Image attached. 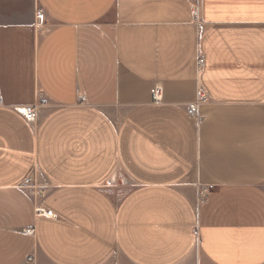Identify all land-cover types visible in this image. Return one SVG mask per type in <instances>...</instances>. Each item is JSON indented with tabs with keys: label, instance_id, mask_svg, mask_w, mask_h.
I'll list each match as a JSON object with an SVG mask.
<instances>
[{
	"label": "crops",
	"instance_id": "1",
	"mask_svg": "<svg viewBox=\"0 0 264 264\" xmlns=\"http://www.w3.org/2000/svg\"><path fill=\"white\" fill-rule=\"evenodd\" d=\"M0 98V264H264V0H0Z\"/></svg>",
	"mask_w": 264,
	"mask_h": 264
},
{
	"label": "built area",
	"instance_id": "2",
	"mask_svg": "<svg viewBox=\"0 0 264 264\" xmlns=\"http://www.w3.org/2000/svg\"><path fill=\"white\" fill-rule=\"evenodd\" d=\"M197 10H194V13H196ZM35 18H36V25L38 27H42L44 25V21H45V13L43 10L38 9L36 10L35 13ZM204 57L203 55H199L198 56V68H202L204 65ZM152 94H153V98L155 102L160 101L161 99V94H160V89L158 87H154V89L152 90ZM207 98V94L205 93V91L202 88H199L196 92V99L190 103H188V105L186 106V113L189 116H193V117H197L198 119L200 118V114H199V106L200 103L205 100ZM42 103H45L46 100L42 99L41 101ZM3 102L0 98V105H2ZM14 109L20 113L27 121L29 122H33L36 119V105H17L14 106ZM30 178H27L24 183L25 184H29L30 183ZM36 213L37 215H41V216H45V217H54V212L52 210L46 209V208H42V207H37L36 208ZM25 232L31 233L33 232L32 229H24ZM194 235H197V231L194 230L193 231Z\"/></svg>",
	"mask_w": 264,
	"mask_h": 264
},
{
	"label": "water",
	"instance_id": "3",
	"mask_svg": "<svg viewBox=\"0 0 264 264\" xmlns=\"http://www.w3.org/2000/svg\"><path fill=\"white\" fill-rule=\"evenodd\" d=\"M112 180H110V182H111ZM113 182V181H112Z\"/></svg>",
	"mask_w": 264,
	"mask_h": 264
}]
</instances>
